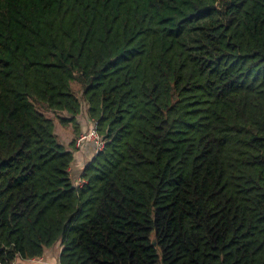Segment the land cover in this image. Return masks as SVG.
<instances>
[{
	"label": "trees",
	"instance_id": "obj_1",
	"mask_svg": "<svg viewBox=\"0 0 264 264\" xmlns=\"http://www.w3.org/2000/svg\"><path fill=\"white\" fill-rule=\"evenodd\" d=\"M82 101L80 186L49 115L76 149ZM58 247L264 264V0H0V264Z\"/></svg>",
	"mask_w": 264,
	"mask_h": 264
},
{
	"label": "crops",
	"instance_id": "obj_2",
	"mask_svg": "<svg viewBox=\"0 0 264 264\" xmlns=\"http://www.w3.org/2000/svg\"><path fill=\"white\" fill-rule=\"evenodd\" d=\"M83 114V113H82ZM86 118V119H85ZM79 121V125H80V129H81V134H86L88 133V129H93L94 128V124L89 120V117H87L86 115H84V117H82V115L80 116V118L78 119ZM72 128L68 127L65 129H62L64 131L68 132V136L71 139H75L74 134L72 133ZM80 134V135H81ZM57 135L59 136L60 140H61V135H59L57 133ZM77 154L74 160V163L72 165L71 171L73 173V176L75 177V179H77L82 170L85 168V166L94 158V156L96 155V146L95 144L91 143V142H84L82 147L80 149L77 150ZM75 164H79L77 166H75ZM56 249H59L61 252V247H58ZM55 251L53 250H49L48 252H46V255L44 258H41L39 260H33L30 261V264H59V254L57 255V257H51L50 252Z\"/></svg>",
	"mask_w": 264,
	"mask_h": 264
},
{
	"label": "rangeland",
	"instance_id": "obj_3",
	"mask_svg": "<svg viewBox=\"0 0 264 264\" xmlns=\"http://www.w3.org/2000/svg\"><path fill=\"white\" fill-rule=\"evenodd\" d=\"M74 86V88L75 89H77V90H79L80 89V86L79 85H77V84H74L73 85ZM82 103H83V101H82ZM87 110H88V106H87V104H85V103H83V114H82V117H84V115H86L87 117H88V114H87ZM49 116H51L54 120H55V125H56V133H58L59 135H61V143L63 144V145H65L67 148H68V150H70V151H72L73 152V154H74V158L76 157V154H77V149H80L81 147H80V145L81 144H79L78 142L76 143V146H75V148L76 149H71V146H70V144L72 143V141L74 140V139H71V138H69V136H68V132L67 131H64V130H62V129H65V127H63L62 126V124H60V122L56 119V117L54 116V115H52V114H50ZM86 119V118H85ZM72 133L74 134V131H73V127H72ZM93 129H88V134L92 131ZM88 142H91V143H93V144H95V146H97L96 145V143L92 140V141H88ZM75 160V159H74ZM92 161V160H91ZM91 161L89 162V163H91ZM88 163V164H89ZM87 164V165H88ZM77 165H79V164H75V166H77ZM86 165V166H87ZM85 166V167H86ZM84 170V169H83ZM82 170V171H83ZM82 173V172H81ZM81 175V174H80ZM80 180H82L81 179V177L79 176L77 179H75V183H76V185H79L80 184V186H82L83 185V182H86V181H84V180H82V181H80ZM54 250L55 251H53V252H50V255H51V257H57V255L59 254V252H60V250L59 249H56V248H54Z\"/></svg>",
	"mask_w": 264,
	"mask_h": 264
},
{
	"label": "built area",
	"instance_id": "obj_4",
	"mask_svg": "<svg viewBox=\"0 0 264 264\" xmlns=\"http://www.w3.org/2000/svg\"><path fill=\"white\" fill-rule=\"evenodd\" d=\"M94 141L95 143H96V153H98L100 150H102V148H103V146H104V144L101 142V139L99 138V136L97 135V133H96V130H95V127L93 128V130L88 134V133H86V134H82L79 138H78V140H77V142L79 143V144H81L80 145V147L83 145V143L84 142H86V141ZM80 181H82V180H80ZM85 182H83V184H84ZM80 185V184H79Z\"/></svg>",
	"mask_w": 264,
	"mask_h": 264
}]
</instances>
